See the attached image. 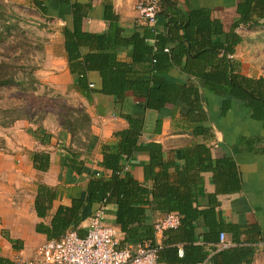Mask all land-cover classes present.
<instances>
[{"label":"trees","instance_id":"16d2710c","mask_svg":"<svg viewBox=\"0 0 264 264\" xmlns=\"http://www.w3.org/2000/svg\"><path fill=\"white\" fill-rule=\"evenodd\" d=\"M30 6L43 18L55 19L68 16L70 26L60 30L63 49L69 73L75 77L72 89L89 103L95 92L113 98V113L124 120L126 130L114 134V145L102 146V167L112 172L108 179L91 178L86 197L75 198L68 209L60 208L51 224V240L60 239L86 215L93 205L116 204L115 224L120 228L123 239L119 247L137 246L149 242L155 246L154 223L152 213L162 217L177 213L181 217L175 230L163 233L167 242L159 246L158 260L165 264H182L183 257H177V249L171 247V240L179 231L191 234L193 222L200 213L194 207L203 194L195 172H212L217 188L227 184L229 177L224 171L233 170L228 162L218 160L212 164L210 152L202 146L187 152L182 166L164 162L161 148L156 144L143 147L139 143L144 130V115L147 110L157 113L155 133H160L162 117L167 115L174 120L178 114L181 120L196 124L207 121L204 110L206 99L200 89H205L215 97L218 118L222 119L233 104L244 107L250 113V119L260 122L264 129V77L250 78L241 73L238 61L233 59L236 47L242 42L234 33L238 26L254 29L264 21V0H240L236 7L237 21L225 40L221 23L212 18L207 10H183L177 0H161L156 14V24L135 27L126 31L119 24V17L113 12L109 1L103 3L102 21L107 29L102 33H90L82 30V23L92 10L91 3L81 4L72 0H30ZM19 18L0 2V40L7 39L16 30ZM162 24V30L157 29ZM165 50H167L165 52ZM125 53L127 61L118 56ZM180 68L187 80L177 83L169 73ZM97 73L100 88L87 83L88 73ZM29 75L27 84L32 87L35 79ZM23 80L8 73V67L0 63V88L11 85L23 87ZM131 93L133 101L127 99ZM127 105L131 113H125ZM0 127L7 128L20 120L15 110L0 111ZM4 117L9 119H4ZM89 118L83 112L72 110L65 119L64 129L72 134L77 129L88 127ZM36 129L34 132L38 131ZM207 129L197 127L194 135H205ZM259 138V137H258ZM255 138V139H258ZM147 152L149 164L144 168L143 185L134 181L123 172L121 161L135 152ZM73 156H67L61 163L69 169ZM36 160L39 164L36 165ZM49 160L47 155H33V165L38 171H46ZM80 172V170H76ZM228 173V172H227ZM175 176V184L169 177ZM151 182L153 187L148 188ZM235 189L237 190L238 187ZM35 201V212L44 216L50 206L53 195L50 190L39 186ZM145 206L149 208L147 212ZM189 241L190 238H186ZM203 240L207 241L205 237ZM198 260H202L199 258Z\"/></svg>","mask_w":264,"mask_h":264},{"label":"crops","instance_id":"0c3cea01","mask_svg":"<svg viewBox=\"0 0 264 264\" xmlns=\"http://www.w3.org/2000/svg\"><path fill=\"white\" fill-rule=\"evenodd\" d=\"M81 4L91 3L92 10L83 20L82 30L90 33H102L107 24L102 21L103 3L109 1L113 12L119 17V24L126 31L145 23L138 13L133 11L134 0H72ZM240 0H177L183 10H207L212 18L221 23L225 40L237 21L236 7ZM62 27L70 26V18H55ZM264 21L257 28L261 29ZM162 30V24L157 26ZM243 26L234 29L242 42L236 47L233 59L239 62L241 73L250 78L264 77L260 65L251 67L245 55L246 40L240 34ZM59 30V33H60ZM61 36V34H60ZM62 37V36H61ZM52 64L58 67L61 75L49 74L47 82L51 85L64 78V90L75 99L77 104L70 108L83 112L89 118V125L70 134L61 124L56 132L46 128L34 132L27 131V123L16 121L11 127L3 129L4 136L0 147V264H17L18 261H34L36 250L46 241L51 240V224L60 208L68 209L75 198L86 197V189L91 178L108 179L112 172L102 167V146L114 145V134L127 129L128 124L113 113V98L95 92L89 103L72 89L75 77L69 73L63 49ZM120 61H127L125 53L118 56ZM177 83L187 80L180 68L169 73ZM87 83L93 84L94 90L100 88L97 73L87 74ZM206 99L204 110L207 121L189 124L178 114L174 120L167 115L162 117L160 133H155V122L159 118L156 112L147 110L144 115V130L139 139L143 147L156 144L161 148L164 162L182 166L187 152L202 146L211 154L212 164L216 160L233 166V170L224 171L229 177L227 184L217 188L212 172H195L191 176L199 180L202 196L194 207L201 215L193 222L192 233L179 231L171 240V247L177 249L181 259L185 249V262L182 264H264V129L260 122L250 119V113L242 106L233 104L222 119L218 118L215 97L205 89H200ZM127 99L133 101L128 93ZM151 112H154L152 114ZM125 113H131L127 105ZM149 117L150 118L149 120ZM197 127L207 129L205 135H194ZM29 128V127H28ZM38 129V128H37ZM259 137V138H258ZM258 138V139H255ZM47 155L49 164L46 171H38L33 165V155ZM73 156L76 170L69 169L61 163L65 157ZM147 152H135L121 161L123 172L138 184L145 182L144 168L149 164ZM39 164L36 160V165ZM228 172V173H227ZM170 184H175V176L169 177ZM153 187L151 182L146 184ZM39 186L50 190L52 202L44 216L35 212V201ZM235 187L238 189L236 190ZM101 205V204H100ZM96 204L86 210V215L77 224V233L82 236L89 217L100 207ZM146 211L149 208L145 206ZM116 204L105 205L103 222L115 227L118 239H123L120 228L115 224ZM162 216L152 213V221ZM224 235V243L220 235ZM208 240H203L204 238ZM155 243L163 245L167 237L155 235ZM186 238H190L186 241ZM134 248V246H131ZM182 251V256L178 252ZM202 258V260H198Z\"/></svg>","mask_w":264,"mask_h":264},{"label":"rangeland","instance_id":"374dc122","mask_svg":"<svg viewBox=\"0 0 264 264\" xmlns=\"http://www.w3.org/2000/svg\"><path fill=\"white\" fill-rule=\"evenodd\" d=\"M29 1L0 0L19 18L16 30L7 39L0 40V63L8 67V73L16 81H24L23 87L11 85L0 88V111L15 110V115L27 123L28 134L37 128H46L50 133H55L73 110L70 107L77 102L69 95V88L63 89V77L54 85L46 80L52 72L61 75L59 66L52 64L51 59L55 57L57 61L62 51L60 23L41 17ZM140 1L144 0H134L133 11L136 12V5ZM240 34L246 40L245 55L251 67L260 65L264 74V26L261 29L245 28ZM29 75L35 79L32 87L27 84ZM2 116L0 113V119ZM3 129L0 127V147L3 146Z\"/></svg>","mask_w":264,"mask_h":264},{"label":"built area","instance_id":"2783aa9c","mask_svg":"<svg viewBox=\"0 0 264 264\" xmlns=\"http://www.w3.org/2000/svg\"><path fill=\"white\" fill-rule=\"evenodd\" d=\"M161 0H144L136 5L139 17L149 26L156 24V14ZM167 50H165L166 52ZM90 88L93 85H89ZM105 204L89 217L84 235L77 229H70L58 240H49L36 250L34 261H18L17 264H165L158 260L159 245L149 242L134 248L119 247L118 231L103 222ZM181 217L169 213L154 223L155 235H162L167 230L179 227ZM224 243V235H220ZM182 256V251L178 252Z\"/></svg>","mask_w":264,"mask_h":264}]
</instances>
